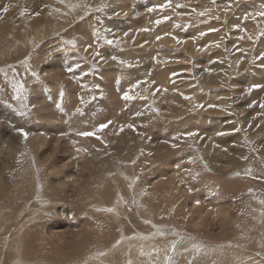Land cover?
Segmentation results:
<instances>
[{
	"label": "bare ground",
	"instance_id": "6f19581e",
	"mask_svg": "<svg viewBox=\"0 0 264 264\" xmlns=\"http://www.w3.org/2000/svg\"><path fill=\"white\" fill-rule=\"evenodd\" d=\"M85 1L67 3L78 5ZM77 5H69L70 12L64 7L57 13H75L80 19V23L75 22L73 28L59 35V41L54 39L62 27L61 18L55 28H47L48 22L36 28L37 36L29 33L16 39L12 35V50L0 42V67L16 66L5 77L6 83L0 84L7 90L0 88L7 95L2 101H14L16 110L10 113L0 103V203L26 214L28 211L33 225L27 231L42 232L57 250L68 243L70 236L76 240L84 235H100L109 242H95L101 248L98 251H102L99 258L95 257L97 264H111L105 262V254L115 255L119 250L132 253L124 254L122 262L118 258L121 264H144L139 256L150 257L152 252L153 262L158 258L157 262L162 263L165 258L170 260L184 252L179 247V237L170 240L163 234L161 228L168 227V216L186 219L193 235L206 230L220 232L234 222L235 200L233 195V200L227 198L224 178L234 170L238 180H242L244 176L239 173L249 164L247 155L252 151L253 162L263 166H255V177L249 179V188L242 190L248 195L243 200L257 205L256 224L260 223L261 229L262 223L264 235V140L248 139L252 129L256 131L264 125V111L253 105L255 101L264 102V42H254L264 40V36L260 39V34H264V15H260L264 0H109L106 9L91 18H83L85 8ZM195 15L200 21L194 19ZM37 37L43 40L30 43ZM16 52L13 59L2 58ZM29 55L35 64L34 73L44 78V83L30 77L25 66H17L22 56ZM24 81L29 86L25 96L20 94V99H13L16 87ZM125 94L132 99L125 100ZM256 113L260 116L255 117ZM101 125L107 127L101 129ZM18 129L27 133V139ZM86 132L94 135H82ZM17 139L21 141L19 146ZM141 147L144 155L153 153V162H164L156 164L157 172L143 180L158 199L152 205V218L151 214L147 216L149 221L142 217L140 223L147 226L137 228L148 230L149 237L124 233L123 227L127 222L132 226L131 219L146 210L151 198L144 190L126 188L121 194L115 193L114 200V191L106 181L113 182L118 172L110 174L111 169L104 175L100 173L101 166L109 164L104 161L110 159L111 153L122 148L123 155L132 153L131 157L136 158ZM224 150L244 165L232 169V158L221 161V156L227 154ZM170 152L174 156L167 163ZM131 162L128 172L133 170L137 178ZM147 162V158L138 160L146 170ZM201 166L213 169L203 174ZM258 168L263 169L257 174ZM95 171L101 180L90 184V173ZM123 178L121 173L119 179ZM113 184L118 187L116 182ZM13 186L20 187L16 194L11 192ZM37 195L39 205L29 209L27 201ZM92 207L112 209L103 212L106 215L101 217L102 229H98ZM48 216L51 219L40 225ZM11 221L0 205V239L11 231ZM22 228L18 226L15 233L24 232ZM250 233L243 245L254 246L252 250L222 252L230 256L232 264H263L259 261L264 260V244L257 241L254 245L250 238L253 232ZM255 235L259 234L254 232ZM20 239L11 240L9 251L21 246ZM190 245L195 253L199 254V249L205 251L198 240L191 239ZM171 248H175L174 254ZM15 259L16 264H28Z\"/></svg>",
	"mask_w": 264,
	"mask_h": 264
},
{
	"label": "rangeland",
	"instance_id": "374dc122",
	"mask_svg": "<svg viewBox=\"0 0 264 264\" xmlns=\"http://www.w3.org/2000/svg\"><path fill=\"white\" fill-rule=\"evenodd\" d=\"M75 1H78V0H75ZM67 2H68V0H0V42H3L4 45H6V46L8 45V47L11 48L9 50H12L13 45H15V43L11 44L12 35H15L16 39L17 38L23 39L24 36L26 34H29V33H32V35H34V36H37L38 34L36 33L37 32L36 28H42L47 22L50 25L49 26L47 23V25H48V27L46 26L47 28H50V27L55 28V27H57L56 23H58V20L61 21V19H62V21L60 22L62 27H61V29H58L60 31H59L58 35L56 36V38L54 39V41L55 40L59 41V39H60L59 35H61V33L64 34L65 31L69 30L70 28H73L74 25L76 24L75 22L80 23L79 22L80 19L77 18L78 16L75 17V13L71 14L70 16H65V15H63V13L57 14L64 7H65L66 11L70 12L71 9H69L68 6L69 5H72V6L77 5V3L68 4ZM238 3L240 4V2H238ZM101 4H102L101 0H86L84 3H79L77 5V7H79V5H80V8H81V6L83 7V9L85 8L84 13L83 14H82V12H80V13L77 12V13H78V15L82 14L83 18H85V17L91 18L92 16H94V13L103 12V10L106 9V7L109 5V0H106V2H104L102 5ZM5 9H6V11H5ZM42 11H44V12L42 13ZM62 16H63V18H62ZM67 18H68V20H67ZM127 19L132 20V18H129V16H127ZM194 19H197V21H200V17L198 15H195ZM54 20H56L57 22ZM52 22L55 24H53ZM38 26H40V27H38ZM34 31H35V33H34ZM5 32L9 33L6 37L3 36L5 34ZM263 36H264V34L262 32L260 34V39ZM37 38L38 39H36V41L30 42V43L35 42L37 44L43 40V38L40 39L41 37H37ZM26 42H27V44L29 43L28 41H26ZM254 42L257 44L261 43V45H262L264 40L254 41ZM21 45H23V44H21ZM50 48H52V47H50ZM33 51H35V53L39 52V50H36V49H33ZM16 54H17V52L12 53L10 55H5L2 58L13 59L16 56ZM37 54H39V53H37ZM30 57H31V55L22 56L20 61H18L20 63L17 66H21V67L25 66L28 70H30V75H29L30 77L33 76L34 78H36L37 82L44 83V81H43L44 78H38L37 74L34 73V71H36V69L34 67L35 64L32 63ZM51 59H52V57L44 60V62H42V64L47 63ZM251 62L252 63L254 62L253 58L251 59ZM95 65H97V63ZM15 67L16 66L13 64L0 67V84L6 83L5 77H8V73L10 72V70L12 68H15ZM96 68H97V66H95V69ZM11 85L12 84H10V86ZM6 86H7V84H6ZM0 88L2 89V91L3 90L7 91L5 88H3L2 85H0ZM23 88H24V90L21 93L22 97L25 96V94L29 88L28 84H26L25 81L23 82ZM2 91L0 90V103L5 105V107L8 109V111L10 113L15 112L16 110H14L15 109V106H14L15 102L14 101H12V103H10V104H7V102L2 101L3 98L7 96V95H5L6 93L4 94V93H2ZM253 105L255 108H260V109H262V111H264V106H262V105H264V102L261 104H258L255 101L253 103ZM11 111H13V112H11ZM259 116L260 115H258L257 113L255 114V117H259ZM30 119L34 120V118H32V117ZM258 121H260V120L258 119ZM261 126H262V128L259 129V127H258L256 131H253V129L252 130L250 129L251 132H249V134H248V139L250 138L253 140L254 138H256V139L264 140V125H261ZM20 139H17V146H19L21 143ZM139 145H141L143 147L142 144H139ZM2 147H5V144H3ZM142 147L137 152L136 158L131 157L132 153L131 154L127 153L126 155H123V152H125V151L122 148H120V150L117 153H111L110 159L106 158V160L104 161V162L109 161V164L108 165L103 164L101 166L100 173H101V175L102 174L104 175V173H106L107 171H110L111 169L112 170H111L110 174L115 175L116 172H118L116 179L113 181V182H116V185L118 187L115 188V185L113 184V182H111L109 180L106 181L108 183V185L110 186V189H112L114 191V196H113L114 200H115V193L121 194V192H123L124 189H126V188H130V189L132 188L135 190H136V188H138L139 191L144 190L143 192H145L146 196L148 198H151L152 202L146 207V210L145 211L140 210L139 211L140 216H137V218L131 219L132 226H130L127 222L124 224V227H123L124 233H127L128 231H130L132 234H135V233L140 234V235H137L138 237H149V236H151V234L148 230H139L137 228H145L147 226V225L140 223L142 220H144V219H142V217L143 216L146 217V221H149V219L152 218V216L154 215L152 205H155L158 202V199L155 197V195H152L150 193V190L147 188V185H148L147 181H143V180H144L145 176H147V178L149 179V177L152 174L157 172L158 168H156V167L158 165H160L161 163H164V162L161 159H157V162H153L151 160L152 159L151 154H153V153L149 152L148 154L144 155ZM250 148L253 149V145H250ZM193 149H196V148L194 147ZM225 152L227 154L225 156H221V161H223V160L230 161V159L232 158V160H234V163L232 165L233 166L232 169H238V168H241L238 165H244L243 162L236 160V158H238V157H236L234 154H232L228 151H225ZM261 153L264 154V152H261ZM173 156L174 155L172 152H170L169 154L166 155L167 163L171 160L170 158H172ZM253 156L254 155L252 154V151L250 152V154L247 155V160H249V164L246 166V169H243V171H244L243 173H239L240 175L244 176V178L242 180H238V176L236 175V172L234 170L228 171V172L226 171L227 173L225 175L226 177L224 178V182L228 186L226 188L227 198L230 200H233V198L231 196V195H233L234 200H235V207L233 209V217H234L233 223L228 224V226H226V228L220 232L206 230L202 234L193 235L194 233L191 230V228L186 226V219L181 218V217H176L174 215L168 216V218L165 219V222L169 224L168 227L166 226V227L161 228L164 236L167 235V237H169V239L173 238V240L179 237V239H180V246L179 247L182 249L181 252L184 251L188 255L191 253L190 256H186V254H184V252H183V254H181V256L172 257V259H170V260H167L165 258L164 260H162V263H161V262H157L159 260L158 258H154L156 260H154V262H153V260L151 258H152V255H155V253L152 252V253H149L150 257H148V256L143 257L140 255L139 256L140 260L144 264L145 263H147V264H154V263H156V264H199L198 261H200L201 263L203 262V264H232L230 261V256L228 254L224 255L222 252H228V253L229 252H237L238 253L239 251H242V250L246 251L245 249L252 250L254 246L252 248H250V247L246 248V246L243 245L244 239L249 236L250 230H252L251 233L255 232V233L259 234V235L253 236V233L252 234L250 233L251 234L250 238H251L252 243L255 245V242L260 241V243H261V241H262V243L264 244V241H263L264 235L261 234V230L263 228L262 223H261V229H260V223L256 224V220L259 219L258 218V212H259L258 210L259 209L255 203L253 205L252 204L250 205L249 204L250 202L248 200H243V197L248 196V195L243 194L242 190L244 188H249V184H248L249 179L251 180L252 177H255V174H254L255 169L254 168H255V166L261 164L260 162L254 163L253 158H252ZM233 157H235V158H233ZM146 158L148 161L147 162L148 170H146V167L142 168L143 165L138 163V160L140 162H143ZM130 161H132L130 166L133 167V169L135 171V175L137 178H135L133 176V170L128 172L129 167H127V166L130 163ZM156 164H158V165L155 166ZM209 168L213 169V167H211V166H208V167L204 166V168H203V166H201L200 170L204 171L203 174H206L207 170H209ZM261 169H263V168H258L257 174L259 171L261 172ZM0 173L2 174V172H0ZM121 173L124 174V178L122 180L119 179V175ZM228 173H230V174L235 173V174H232V175L229 174L230 176H228ZM106 175H109V174H106ZM2 176H3V174H2ZM4 177H5V175H4ZM95 179L101 180V178L97 175L96 171L94 173H90V178L88 179V182L91 184L92 182H94ZM233 179L237 180V181L232 183ZM255 179L257 180L258 177H256ZM239 183L242 185H239ZM38 185H39V183H38ZM234 186L238 190V192H233L235 189V188H233ZM223 187H225V186H223ZM261 188H263V187H261ZM38 189L40 190V189H42V187H40ZM250 189H252V188H250ZM19 190H20L19 186H13L11 189V192L13 194H16ZM239 190L241 193H239ZM138 196H140V194H138ZM38 198H39V195L36 196V199L33 198L32 200L27 201V206L29 207V209H33L37 205H39L40 199H38ZM247 198L248 197H246L245 199H247ZM16 200L20 201V197H17ZM120 200H121V197H120ZM120 200H119V202H120ZM0 205L6 210L7 217L12 218V221L10 224L11 231L9 230L6 233L7 235L5 234L6 240L4 238L0 239V264H16L15 258H17V257L20 258L21 262H23V263L27 262L28 264H73V263L74 264L75 263H77V264H97L98 262L95 259V257L98 255L96 258H99L101 256L100 254H102L101 253L102 251L101 252L98 251L99 249H101L100 246L98 245L99 241L103 239L102 240V244L104 243L103 245H107L109 242L106 237L104 238V236H100V235L99 236L102 237L101 239L99 238V236H95L92 238L90 235H84V236L79 237L76 240L74 239V236H70L68 239L71 242L68 241V243L66 245H64L61 249L57 250V248H55L54 243L51 242L50 240H47L46 239L47 236L44 235L42 232H33L32 234H30L29 231H27V230H29L28 228L33 225V222H31V217L28 214V211L26 214L25 211L21 212L20 210H18L16 208L10 207V204L8 206H3L2 203H0ZM58 205L59 206L62 205V202H60ZM92 211H95L94 219L97 222L98 229H102V227H103L102 223L104 222V220L101 217H105V215H106L105 213L103 214L104 210H102V209L96 210L94 207H92ZM113 212H115V210H113ZM149 214H151L150 218L147 217ZM39 215H40V213H39ZM26 217H27V219H26ZM50 219H51V217L48 216V219H44V221H42L40 223V225L45 224ZM117 219H118V223L116 225H119L120 224L119 218H117ZM28 221H30L31 224ZM253 224H255L257 227H255V226L252 227ZM14 226L17 228H18V226L23 227L22 229L25 233L22 232L21 234H18V233L16 234L15 231L17 230V228H15ZM258 230H259V232H258ZM21 236H22V239H20ZM17 237H18V239L21 240L20 244H19L21 246L19 248H17V250H16V248H14V250L9 251V248L11 247V244H12L11 240H13L14 238H17ZM191 239H192V242H197V240H198V242L200 243V246H203L205 248V251H201L199 249V254L195 253L194 250H192L193 248H190L188 246V245H190ZM37 240L39 243L37 242ZM40 240H42V241H40ZM183 241H185V242H183ZM50 242H51V244H50ZM95 242L98 244H96ZM41 243H44V244H41ZM181 243L183 244V248L181 247L182 246ZM185 244L188 246V247L186 246L187 248L184 246ZM95 245H97V246H95ZM123 248H131V247L130 246L126 247V245H123ZM171 249H172L173 254H174V252L176 251L175 248H171ZM218 250H220V251H218ZM147 252H150V251H147ZM205 252L208 254H206ZM237 253H236V255H237ZM109 254L110 253L105 254L106 259H107V261L105 259V262L110 261L111 264H121L118 262V258L122 262V258L124 256V254L132 255V253H127V252L123 253V252H121V250H119L117 252V254H115V255L110 254V256L112 258V259H110ZM61 256L63 257V259ZM64 258H65V260H64ZM67 258H69V259H67ZM136 258L137 257H135V259ZM168 259H169V257H168ZM140 260L138 262H140ZM259 262H262L264 264V260H260ZM102 264H105L104 261H102ZM128 264H130V263H128ZM138 264H142V263L140 262ZM242 264H246V263L243 262Z\"/></svg>",
	"mask_w": 264,
	"mask_h": 264
},
{
	"label": "snow or ice",
	"instance_id": "6c2138e0",
	"mask_svg": "<svg viewBox=\"0 0 264 264\" xmlns=\"http://www.w3.org/2000/svg\"><path fill=\"white\" fill-rule=\"evenodd\" d=\"M262 7H264V6H262ZM5 11H6V9H5ZM199 15H204V13H199ZM260 15H264V12H262V13H260ZM158 39H159V37H158ZM175 39V38H174ZM70 43H72L73 44V47L75 46V44H74V42H70ZM108 43H112V41H108ZM113 59H115V57L113 58ZM68 71H72V69L71 68H69L68 69ZM253 87H259V85H254ZM23 90H24V88H23V84H19L17 87H16V92H17V95H15L14 97H13V99H20V94L23 92ZM125 100H130V99H132V97L131 96H128L127 94H125V96L123 97ZM262 106H264V105H262ZM21 115H25V113L24 112H21L20 113ZM105 127H107V125H101L100 126V128L102 129V128H105ZM18 131H19V133L25 138V139H27V133H25L22 129H18ZM82 135H85V136H89V135H94V133H88V132H86V133H82ZM188 135H195V133H189ZM97 138H99V137H97ZM104 211H112V209H104Z\"/></svg>",
	"mask_w": 264,
	"mask_h": 264
}]
</instances>
